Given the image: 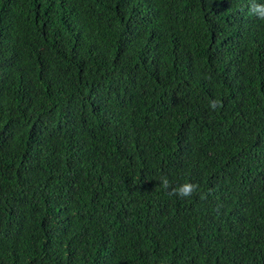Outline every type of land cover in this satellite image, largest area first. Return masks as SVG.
<instances>
[{"label": "trees", "instance_id": "1", "mask_svg": "<svg viewBox=\"0 0 264 264\" xmlns=\"http://www.w3.org/2000/svg\"><path fill=\"white\" fill-rule=\"evenodd\" d=\"M252 3L0 0V264H264Z\"/></svg>", "mask_w": 264, "mask_h": 264}, {"label": "clouds", "instance_id": "2", "mask_svg": "<svg viewBox=\"0 0 264 264\" xmlns=\"http://www.w3.org/2000/svg\"><path fill=\"white\" fill-rule=\"evenodd\" d=\"M248 11L250 15H255L258 19L264 20V3H252ZM218 104L219 101H215L212 103L211 106L215 109L218 106ZM160 183H161V187L164 190L167 191L170 189V181L166 176L161 177ZM198 187L199 186L197 184L191 182H185L177 188H171L170 191H167V194L178 196L180 198H187V197H191L198 190Z\"/></svg>", "mask_w": 264, "mask_h": 264}]
</instances>
